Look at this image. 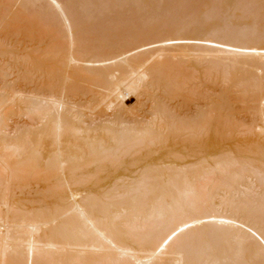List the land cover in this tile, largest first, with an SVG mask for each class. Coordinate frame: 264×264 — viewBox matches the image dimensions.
<instances>
[{"label": "bare ground", "instance_id": "obj_1", "mask_svg": "<svg viewBox=\"0 0 264 264\" xmlns=\"http://www.w3.org/2000/svg\"><path fill=\"white\" fill-rule=\"evenodd\" d=\"M130 1L0 0V264H264V0Z\"/></svg>", "mask_w": 264, "mask_h": 264}, {"label": "rangeland", "instance_id": "obj_2", "mask_svg": "<svg viewBox=\"0 0 264 264\" xmlns=\"http://www.w3.org/2000/svg\"><path fill=\"white\" fill-rule=\"evenodd\" d=\"M132 1H135V0H132ZM257 1H258V0H257ZM257 1H256V2H257ZM259 1H260V0H259ZM261 1H262V0H261ZM261 1H260V2H257V3H260V4H261ZM129 2H131V1L129 0ZM257 5H258V4H257ZM261 6H262V4H261ZM261 6H257V7L254 6V8H258V7H261ZM214 7H215V6H214ZM216 8L218 9V7H216ZM216 8H215V9H216ZM213 10H214V8H213ZM214 11H215V10H214ZM228 12H229V11H228ZM223 13H225V12H221V14H223ZM229 14H231V13H229ZM227 15H228V13H227V14L225 13V16H226V17H227ZM231 17L233 18V16H231ZM231 17H230V15H229V17H227V18L230 19ZM255 17H256V16H255ZM255 17H254V18H255ZM232 18H231V20H232ZM254 18L251 17V19H252L253 22H254ZM256 18H257V17H256ZM135 19H136V18H132V19H131V22H134L133 24L135 25V27H137V26H136V21H135ZM229 19H225V20H226V21H229ZM251 19H250V21H251ZM136 20H137V19H136ZM257 20H258V18L256 19V21H257ZM245 22H246V21H245ZM253 22H251V24H252ZM247 23H248V22H247ZM254 23H255V22H254ZM254 23H253V24H254ZM256 23L259 24L258 21H257ZM256 23H255V24H256ZM249 24H250V22H249ZM249 24H245V25H246L245 27L248 28V29H246V30H247V33H249L248 31L252 32L251 29H253V32L257 31V30L254 31V29H256V28L258 29V27H259L258 24H257V26H255V28H252V27H254L253 24H252L250 30H249V27H250V26L247 27ZM243 25H244V24H243ZM243 27H244V26H243ZM245 27H244V28H245ZM244 28H243V30H245ZM246 30H245L244 32H246ZM29 44H30V45H33V43L26 42V43H23L22 46H23L24 48H27V46H28ZM9 77H10V78H14V75H9ZM30 86L33 87L34 85L31 84ZM146 95H147V94L145 93L144 96H143V98H141V100H146V99H147L148 103H150V102H149V101H150L149 96H148V95L146 96ZM77 97L80 98V99H82V100L85 99V96H81V97H80V96H77ZM133 100H134V99H133ZM173 102H175V101H170V103H173ZM81 107H85V105H82ZM118 109H119V110H123L122 112H124V110H126V106H125V105H121ZM143 112H144V111H143ZM144 113H145V112H144ZM251 114H252V113H251ZM133 115H134V113L131 114V113L127 112V111H126L125 114H123V116H124L126 119L132 117ZM85 117H86V115H85Z\"/></svg>", "mask_w": 264, "mask_h": 264}]
</instances>
